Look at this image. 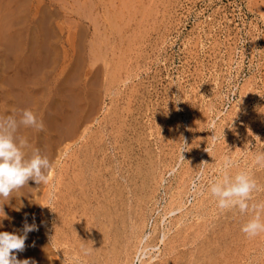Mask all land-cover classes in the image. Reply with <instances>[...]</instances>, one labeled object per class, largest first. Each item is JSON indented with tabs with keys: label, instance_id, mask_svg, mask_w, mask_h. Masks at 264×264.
<instances>
[{
	"label": "rangeland",
	"instance_id": "rangeland-1",
	"mask_svg": "<svg viewBox=\"0 0 264 264\" xmlns=\"http://www.w3.org/2000/svg\"><path fill=\"white\" fill-rule=\"evenodd\" d=\"M0 1L2 2V0ZM4 1L7 2L2 3L7 4L9 7L11 5L10 8L13 6L15 10L19 7L18 5L16 6V4L21 3L25 8L27 7V10L29 9L28 12L30 17L28 18L29 21H27L28 24L26 23V20L24 23L27 25L26 29H31L30 31L34 33L28 32L27 30L26 32L24 29L23 32L26 35L28 33L30 34L28 36L31 38H28L30 41L28 39L26 40V46L28 44L30 45H28V49L32 47L29 49H32V51H30L31 54L35 53L34 50H36L35 47L37 43L35 41L37 40V37L35 32L39 22L43 20L46 23L44 25V22L42 21L43 23L41 26L42 29L44 27L42 35L44 34L43 38H45L47 45L44 46L48 51L43 47V49H45L43 50L44 54L42 49L41 52L43 55H45V52H48L46 55L49 54V56L51 55L52 57L56 54V56L52 58L50 57V60L47 59L49 56L46 55L45 57L47 58H45V60L43 56V60L34 59L37 62L33 61V72H31L32 69L30 68L29 74L31 76L33 74L34 76L36 72L39 73L40 70H38L37 65L41 60L42 62L40 61L39 63H43V66L39 65V69L43 68L44 71L41 70L43 74L40 71L41 75L39 73V75L35 76L46 78L48 84L54 79L61 81L63 78H66V76L71 78V82H79L82 88L86 84L84 88H86L90 100L89 115L93 119L87 124V126L82 124L84 126L82 127L81 125L82 128H80V131L82 130V133L84 134L81 135L85 137H79L73 141L64 140L63 138V143L56 147L58 150L55 149L53 155V163L57 165L55 173H58L56 175L61 174V171L66 169V167H70L82 150V146L83 149L89 148L94 155L92 161L93 164H95V169L98 171L100 170L96 174L99 176V174L105 173L110 176L113 172L116 174L123 172V176L126 178L128 177L127 179L130 180L129 186L126 187L125 190H128L129 188L131 193H137L139 196L141 195V201H144L137 210H144L145 207H147V203L145 205V202H148V204L150 203V192H153V189L158 184L155 183L154 177L158 175L161 177V174H163L165 181L159 192V198L161 201L157 204V206H160L161 208L158 207V211L153 213V217H157L158 219L160 213L162 214L165 208L166 210L168 209L170 204L169 199L173 195L174 189L181 186V184L178 183L181 181L180 175L182 174V171L184 174L188 168H192L191 170L195 169L193 173L198 170L199 173H195L193 176L194 182L198 188H204L203 191H205V188L208 189L211 183L223 179L221 170L225 158L227 157L231 161L230 167L235 169L237 168L236 165H238L239 172L245 170L248 173V169H250L251 172L248 173L249 176L253 178L257 184L260 183L261 186L259 184L258 190L252 192L249 201L252 200L251 202L253 205H257L258 203V205H264V200L261 199L264 197V193H262L264 192V165L258 164L257 166V163L255 162V156L264 153V0H154V3L157 2L153 10L154 16H152L153 14L147 15L142 11V8H144V10L146 8L150 9V6L145 7L148 0L144 2L145 5L141 2H139L138 5L136 2L134 4V6L137 4L135 7H144H140L142 10L140 9L139 12L132 10L135 13L130 10L131 17L133 14L136 17H139V14L142 15L143 13V18L141 16V19L138 17L135 18L133 15L135 18L134 20L130 15L127 16L130 12H126L124 16L127 18V21H132V26H130L131 23L129 22L130 25L126 24V26H123L120 31L125 34L124 32H126V30L130 32L134 27L133 25L136 26L138 24L137 27L132 29V31L136 30V33L134 31L133 35H131V33H128L130 34L128 35L126 32L127 35H124L125 37L134 36L132 39L135 41L138 38L137 41L134 42L132 40V43H130L131 39L129 38L130 41L128 42V38H124L123 34H121V39L118 41L117 39L119 38L120 33H116L115 30L112 32L114 36L112 34L107 36L104 34L103 28L100 27L101 29H99L103 36L109 38V40L107 38L108 42H106V45H116L118 42L117 45L119 48L120 42L123 43L124 46L121 44L122 47H120V51L117 49L114 52L110 51V48L107 45L108 47H104L106 53L105 51H102L103 56L100 58L98 57V60H94V62L91 60L92 57H90V45L91 42H93L94 28L96 29V27L93 28V25L95 26V24L91 22V13H95V10L99 9L100 12L96 13L101 14L102 8L93 9L91 11L86 7L89 5V0H87L88 2L85 1L86 3L84 1L82 2V0H72L74 3L71 0H67L68 2L66 0H52V3L51 0H31L32 4L30 3V0H28L29 2H26L27 4H25L24 0H18L16 1L17 3L15 0ZM80 1L81 4H79ZM75 2L79 7V11H82L81 14L89 12L88 15L87 13L85 15L79 14L80 12L78 11V8H76L77 5ZM72 4L75 5H73L74 9ZM116 4L113 5L116 6ZM80 5L85 6V11L84 9H80ZM43 7L45 10H43ZM136 10H138V8H136ZM50 11L53 12V15ZM54 11H57L58 14ZM45 12L47 14H45ZM146 12L149 13V11ZM32 13L34 14L32 15ZM44 14L46 15V18L43 16ZM54 15L56 21H53ZM33 16L36 18H33ZM43 18H45V20ZM33 20L35 23L37 22V26H35L36 24ZM136 20H138L137 24ZM139 21L144 23L141 25V22ZM55 23L61 24V26H58ZM139 23L141 26H139ZM146 25L147 30L145 28ZM45 28L48 29L46 33ZM14 29L15 28H12V30ZM50 30L53 33H51ZM139 30H142L141 33L143 32V35L139 34L140 36L142 35V38L137 37L139 36ZM137 31L139 32L137 33ZM114 32L117 35L114 34ZM33 34L35 35L33 36ZM52 35L54 37H52ZM111 36L115 38H111ZM116 36L118 37L116 38ZM1 39L0 77H2V80L7 76L8 80L11 76L10 73L14 74V71H12L14 69L10 66L7 67L6 64L7 62L10 64L9 55L11 51H9V53L8 50H6L9 45L4 40L3 42H6L4 46L2 42L3 39ZM124 39L125 42L130 44L126 45L127 43L125 44ZM51 40L54 42L53 44H55L57 51L54 45L49 43ZM112 40L114 41L110 42ZM30 43L33 45L31 46ZM129 45L134 50H131ZM121 48L126 50L128 52L127 54L131 55V57L126 54V51L121 52ZM49 50L54 54L49 53ZM115 55L117 58H115ZM53 58H55L53 61L54 67L50 68L49 66L53 65L51 63ZM77 58L82 60L81 63L78 62L80 64L79 66L82 68L79 69L80 72L76 69V74L75 68L78 67V65H76V61H78ZM94 58L97 59V57ZM118 62L120 63L119 66ZM121 64H125V67ZM113 65L115 66L113 67ZM44 66L50 68L47 73ZM121 66L123 67V70H121ZM34 69H36V72ZM125 69L126 71L124 72ZM111 71L114 74H117L115 75L116 79ZM44 73L47 74L49 78L45 77ZM112 76L114 79H111ZM49 79L50 82H48ZM2 81H4L2 82V85L6 84L5 80ZM44 83L46 84V81ZM51 84L52 83L49 84L50 89L47 87L48 85H46V88H48L49 91L47 89V91L42 90L50 95L47 96L45 93V98H43L47 103L52 100L51 89H53V84ZM87 84L90 86L88 87ZM43 85L44 84H42V86ZM43 87L45 88V86ZM0 88H2L0 91L4 93V91L10 87H8L7 84L4 88L1 86ZM87 88H89L90 93H88ZM6 91L8 92V90ZM44 92H42V95H44ZM42 95L40 94V96ZM46 97H49V99ZM54 97H56V95ZM44 101H42V104ZM37 114H39L38 111ZM203 149L204 151L201 152ZM199 153L203 158H206L200 160L202 161L200 163H195L196 157L194 156ZM219 155L224 158L222 159ZM117 156H119V158ZM113 157L116 158L115 161ZM219 159L222 160L220 161ZM232 159L234 161H232ZM190 165H193V167ZM123 166L124 168H122ZM171 166H173L174 170ZM128 168L130 174L129 172H126ZM158 168L161 170L160 172L157 170ZM229 169L227 170V174L230 176V173L234 170H231V168V171L229 172ZM135 170L138 173L135 172ZM133 173L135 176L132 175ZM48 174L49 172L47 175ZM130 175H132V177L134 176L136 179H133L134 177L132 178ZM57 178L58 176H56L55 179ZM52 179L53 178H50L48 175V183L46 185L42 184L37 186L38 198H42L41 196H43V194L47 195L51 188V182H53L52 187L54 186L55 179L53 181ZM258 180L260 181L258 182ZM169 181L170 184H168ZM167 184L169 186L171 185L173 190L166 193L165 198L161 199L164 195V190H167ZM149 185H154L152 186L154 188H149ZM186 185L188 184H185V187ZM130 186H134V189ZM191 186L193 187V185ZM185 187L183 186V188ZM143 188H146L144 192ZM147 189L148 191H146ZM192 191L193 189L190 190L186 196H184L186 191L182 192L185 199L184 201L186 202V200H188L185 207H190L196 202L197 195L193 196ZM175 192L177 191L175 190ZM126 195H129L130 197V193ZM52 196L53 195H51V197ZM255 199L258 202H256ZM43 200H45V198L41 200L42 202H39L38 204L36 203L37 209L40 210L39 212L37 211L38 214L37 212L35 213L38 216H41L43 213V206H46L42 205ZM190 202L192 203L190 204ZM151 204L152 202L149 204L152 207ZM252 204L250 206H252ZM165 205L168 206L166 207ZM50 206V204L47 205V207ZM150 206H148L149 210L151 209ZM259 208L257 207L256 209ZM147 209H145V211ZM260 209H263V212L261 210L260 214V211L256 210L252 214V217L259 213L261 221L264 222V208ZM143 210L141 212L138 211L139 213L137 214L138 216L140 215L141 218H143L144 215L142 213ZM159 210L161 212H159ZM251 210L253 211V208H251ZM229 211L230 209L221 210L218 208V210H215V217H212V219L210 216L206 215L209 217H206L207 222L209 221L207 228H209L208 231L206 230V235L204 236H207L209 233V236H218L219 229L221 234V230L225 225L223 222L226 220L229 221L230 219V217L226 215ZM248 212L243 213V218H245V220H243L244 222L236 223L234 226L235 228L233 227L234 229L225 225L226 228H230L229 231L235 236H232L234 243L230 240L229 242L237 249V251H235L237 252L235 256L240 260H237L236 264H264V233L249 238L241 231L242 226L252 218L247 214ZM255 212H257V214ZM217 213L219 214L217 215ZM240 214L242 213L240 212ZM174 216L175 219L173 218ZM176 216L178 218L179 214L167 217L168 221L173 225L178 221L176 220ZM39 218L41 219V217ZM220 218L224 221H221ZM52 221L53 220H51V222ZM217 222L224 225H220ZM153 224L155 226L157 225L156 220ZM218 224L223 227L219 228ZM38 225L37 229L41 230V225ZM170 226L172 227V225ZM150 227L151 224L149 225V229ZM216 228V235H214L212 232L216 230ZM176 231L177 229L175 232ZM175 232L173 230L172 234ZM231 234L229 235L231 236ZM29 237L27 236L25 241L31 243L30 247H35L34 244L39 245L41 242L40 237L42 238V236H38V238L37 236ZM28 250L29 249L25 248V254ZM21 252L15 253L16 258H20V260H28L31 254L29 257L28 255L22 256L20 254V257L19 253ZM247 254L249 255L247 256Z\"/></svg>",
	"mask_w": 264,
	"mask_h": 264
},
{
	"label": "bare ground",
	"instance_id": "bare-ground-1",
	"mask_svg": "<svg viewBox=\"0 0 264 264\" xmlns=\"http://www.w3.org/2000/svg\"><path fill=\"white\" fill-rule=\"evenodd\" d=\"M10 1H13V0H10ZM16 1H18V0H15V2ZM24 1H25V4H27L26 2H29L28 0L27 1L24 0ZM53 1H55V0H53ZM83 1L88 2L87 0H82V2ZM155 1H157V0H155ZM155 1L154 0H148V2H146V0H114V2H113V0H89V3H88L89 5H87L86 7H88L91 11L93 9L102 8L101 14H98L100 12L99 9L95 10L98 13H96V12L91 13V15H92L91 22H93V24H95V26L93 25V28L96 27V29L94 28L95 32H94V36H93V40H92L93 42H91V45H90V47H91L90 48V51H91L90 57H92V58L97 57V59L91 58V60H93V62H94V60H98V57L100 58L101 56H103L102 51H105V53H106V49H104V47L106 48L109 46L110 51L115 52L117 49L119 50L120 47H122L121 44L123 45V43L119 42L120 47L118 48V45H117L118 42H117L116 45L115 44H111V45L107 44L108 45L107 46L106 42H108L109 38L105 36L106 37V39H105V37L101 33L100 27L103 28L104 34L107 36L108 35L110 36L111 34L113 35L112 32L116 30V33L117 32L120 33L119 38L117 39L119 41V39H121V36H122L121 34H123L120 31L122 29V27L126 26V24L130 25L129 24L130 20L127 21V18H125V16H124L126 14V12H130V14H128L127 16L130 15V17H131V11L132 10L139 12V10L142 7H144V6L135 7L137 4L135 6H134V4L137 2L139 5V2H141V3H143V5H145L144 2H146L145 7L150 6V9L146 8L144 10V8H142L143 10L142 9L141 10L143 11V13H145L147 15L153 14L152 16H154L153 10H154L155 4L157 3V2L154 3ZM2 2H7V1L2 0ZM2 2L0 1V39L2 38L3 39V40L1 39L2 42L5 40L9 45V46H7L9 49L7 48L6 50H8V52L11 51V53L9 52L10 53L9 63L10 64H8L7 61H6L7 62L6 64H7V67L10 66L14 69V70H12V71H14L13 72L14 74L10 73L11 76L9 75L10 77L8 80H7V78H8L7 76L5 77V79L4 78L2 79V80H5V82H6V80H7V82H9V83L6 82V84H4V85H2L3 84L2 82H4V81H2L1 80L2 77H0V80H1L0 86L4 88L5 85L7 86V84H8V87H10L8 89L5 88L6 90H8V92L6 90H5L6 91L5 92L4 89H3L4 93L0 91V119H4L9 115H15L17 122H19V114L23 110L27 109V110H31L33 113H36L34 115L36 116L37 120L43 122V125H44L43 130L38 131L35 128L25 127L23 125H20L18 127V129L16 130V132L14 133V140L17 143H19V141L21 139H25L27 141L28 148L24 149V151L27 154H30L31 151L34 149H39L40 154L42 156L48 157V159L51 162V167L48 170L49 177L53 178L52 179V181H53L56 178V176H58V178L54 180V186L53 187H52L53 182H51V184H50L51 188H50V191L48 192L49 195L47 193L48 196L43 194V196L40 195L42 198H38L39 197L38 196V190H37L38 185L35 182L30 180V181H28V183L23 188H21L17 191H14L8 199H4V198L0 197V208H2V211L4 213V215H3V213L0 212V232H8V233L16 234V235H24L23 228H24L25 222H27L29 225L35 224V226H36L35 230L27 233L28 237L29 236H32V237L37 236V238H38V236H42V238L40 237L41 242L39 243V245L34 244L35 247H32V246L30 247L31 243L29 241H25V248H27L29 250L25 254V248H24V251L19 253V256L21 254L22 256L28 255V257H29V255L31 254L29 259H28L30 261V264H236V261L240 260V259L237 256H235V254H237V252H235V251H237V249H236V247H233V245H232V243H234V240L232 239V236H234V234L232 235L231 234L232 232H230L229 229L230 228L234 229L235 228L234 226L236 223H240L243 220H245V218H243L244 214L243 213L240 214L238 207L230 209V211L226 214V215H228V217H230L229 221L226 220L225 222H223V223H225L226 226H228V227L230 226V228L228 229V227L226 228V226L224 224L219 223L223 220V219L221 220V218H220L221 221L218 220L219 222H217V223H219L220 225H224V227L222 226L223 227L222 228L218 224L219 228H222L221 234H220V229H219V231H218L219 233L217 234L218 236H209L210 233L207 236H204V235H206L205 234L206 230L208 231V228H209V227L207 228V224L209 222V221L207 222V220H206L207 218H209L207 216H210L211 219H212V217H215L214 212L216 209L218 210V207L216 205V203H217L216 198L211 194L209 187H208V189L205 188V191H203L204 188L200 189V187L198 188L195 185L193 176L195 175V173H199L198 170L195 173H193L195 169L191 170L192 168L191 169L188 168L186 172L184 171L185 172L184 174L182 171V174L184 176L182 174H181L182 176L180 175L181 181H180V183H178V184H181V186L174 189L173 195L171 196V198L169 197L170 198L169 199L170 200L169 206L165 205L166 207L168 206V209L166 210V208H165V210H164L162 207L164 212H162V214L160 213V215H159L160 217L158 219H157V217L156 218L153 217V213L158 211V209H159L158 207H160V206H157V204L159 201H161L159 198V192L161 190V187L164 185V181H165L163 174H161V177L159 175L154 177L155 183L156 184L158 183L155 188L152 187L154 185H152V186L149 185V188L150 187H152V189L154 188L153 192H150V194H149V196H150L149 198L151 199V200L149 199L150 200L149 202L150 203L152 202V204H151L152 207L149 205L150 203L148 204V202H145V205L147 203V207H145V209H147L148 206H150V208H151L150 210L148 208L146 211H145V209L144 210L143 209L137 210V208H140V206L142 205V202L144 201V200L141 201V197H140L141 195L139 196V194L137 195V193H135V194L131 193L129 188H128V190H125V188L129 186L130 180L127 179L128 177L126 178L125 176H123V172L117 173V174L113 172L110 176H108V174L106 175L104 172L103 173L105 175L99 174V176H98L96 174L100 170L98 171L95 169V164H93V161H92V157H94V155L91 153L89 148L83 149V146H82V150L77 155L75 161L70 165V167L69 168L66 167V169L62 168L63 169L61 171L62 173L59 175H56L58 173V172L55 173V169H56L57 165L55 163H53V155H54L56 147L61 145V143H63L64 140L73 141L74 139L76 140L79 137H85V136L81 135L83 133H82V130L80 131V128L84 127L82 124L87 126V124H89V122L93 119L89 115V111H90V108H89L90 102L89 101L90 100H89L86 88H84V86H86V84L83 86V88H84L83 89L80 86L79 82H75V81L71 82V80H70L71 78L68 76H66V78H63V80H61V81H59L58 79H54L53 80L54 82L53 81L50 82V79H49L48 82L53 84V86H52L53 89H51L52 100H50L51 102L48 101V103H47V101L45 102L43 100V98H45L44 96H45V93L47 94V92H44V91L46 89L48 90V88L50 89V87H49L50 83L48 84L47 79L44 77L35 76V75H39L40 71L43 70V68L39 69V65L43 66L42 65L43 63L42 64L39 63L41 60L38 62V65L36 64L38 66L37 67L38 70H40L39 73L36 72V69H34L36 72L35 75L33 76V74H32V76H31L29 74L30 68L32 69L31 72H33V61H35L34 59H37V60L42 59L43 60V58H44V60H45V58H47V57H45V55L48 52H45V55H43L44 54L43 50L46 49L44 46V45H46V42H45L46 40H45V38H43L44 34L42 35L44 27L42 29L41 24L44 21L43 20L40 21L39 20L40 17H39V19L37 18L41 23L38 21L39 25H38L37 30L35 32L37 40L35 41V39L33 38V40L37 43V45L35 47L36 50H34L35 53L31 54L30 51H32V49L31 50H29V49L32 47H30L28 49V47L30 45L28 44L29 46L28 45L26 46V44H27L26 40L28 38H31L28 36L30 34L28 33L26 35L23 32L24 30L25 31L27 30L26 29V26H27L26 23H27V21H29L28 18L30 17L29 12H28L29 9L27 10V7L25 8V6H23V4L21 3L22 5L16 4V6L18 5L19 7L16 8V6H15V8H16V10H15L13 6H12V8H10L11 5L9 7V6H7V4H4ZM15 2H14V4H15ZM30 3L32 4L31 0H30ZM51 3H52V0H51ZM148 3H149V5H148ZM49 4H50V2H49ZM75 4H76V2H75ZM79 4H81V1ZM113 4H116V6ZM30 5H29V7H30ZM73 5L74 4H72V7H73ZM38 8H39V6H38ZM76 8H78V11H79L78 5ZM136 8H138V10H136ZM73 9H74V7H73ZM80 9H84V11H85V6L80 5ZM39 10H41V9H39ZM43 10H45V8ZM134 11H132V12H134ZM146 11H149V13ZM79 12H80L79 14H81L82 11H79ZM50 13L52 14L53 12L50 11ZM86 13H82L81 15H85ZM88 13H87V15H88ZM140 13H142V12H140ZM143 13H142V15L141 14H139V15L142 17ZM33 14L34 13H32V15ZM41 14H43V13H41ZM45 14H47V13L45 12ZM45 14L43 15L44 17L46 16ZM57 14H58V12H57ZM133 15H132V17H133ZM35 16H33V18ZM140 16L139 17L137 16V17L139 19H141ZM134 17L137 18L135 15H134ZM148 17H150V16H148ZM45 18H43V19L45 20ZM49 18H50V16H49ZM53 18H54L53 21H56L55 15ZM87 18H88V16H87ZM135 18H134V20H135ZM144 18H145V16H144ZM25 20H26V23H24ZM142 20L145 21L144 19H142ZM146 21H147V19H146ZM33 22L35 23L34 20H33ZM139 22H141V21H139ZM57 23H58V21H57ZM137 23H138V20H136V24ZM143 23L141 22V25ZM45 24L46 23L44 22V25ZM100 24H101V26H100ZM56 25L61 26V24H56ZM137 25L136 26L133 25V26L137 27ZM141 25L139 23V26H141ZM35 26H37V24ZM130 26H132V23ZM12 28H15V29L12 30ZM46 28H45V30H46L45 33L48 31V29H46ZM145 28L147 30V25ZM132 29L130 30V28H129L130 32H128L126 30L127 34L131 33V35H133L134 31L136 33V30L132 31ZM30 30L31 29H28L27 31L32 32ZM124 31H125V28H124ZM139 31H137V33ZM141 31L138 33V35L143 33V32L141 33ZM50 32H51V30H50ZM126 32H124L125 34H123V36L127 35ZM32 33H34V32H32ZM51 33H53V32H51ZM116 33L114 32V34H116ZM34 35L35 34H33V36ZM92 35H93V33H92ZM128 35H130V34H128ZM135 35H137V34H135ZM142 35L141 36L139 35L137 37L142 38ZM26 36H28V37H26ZM57 36H58V34H57ZM113 36H111V38H115ZM125 36H124V38H128L127 39L128 42L131 39L130 43H132V40H133L132 38H134V36L133 37H130V36L125 37ZM52 37H54V36L52 35ZM117 37L118 36H116V38ZM107 38H108V40H107ZM137 39L135 41L134 40L133 41L136 42ZM47 40H49V39H47ZM114 40H112L110 42H113ZM122 40H123V38H122ZM54 41H55V39H54ZM6 42L5 43L3 42L4 46H5ZM110 42H109V44H110ZM124 42H125V39H124ZM128 42H125V44L126 43H127L126 45L130 44ZM49 43L53 44L54 42H52V40H51ZM49 43H47V44H49ZM33 44H35V43H33ZM33 44H31V46ZM53 45L55 47V44H53ZM43 47L45 49H43ZM125 47H127V46H125ZM130 48H131V46H130ZM41 49H42L43 54L41 52ZM55 49H56V47H55ZM121 49H122L121 52L126 51L123 48H121ZM128 50H129V48H128ZM131 50H134V49L131 48ZM51 51H52V49H51ZM56 51H57V49H56ZM114 52H112V53H114ZM49 53L52 54L53 52H50V50H49ZM127 53L128 52L126 51V54ZM127 55L129 57H131V55H129V54H127ZM42 56H43V58H42ZM46 56H49V54H47ZM55 56H56V54L52 57H55ZM50 57H51V55L47 59L50 60L52 58V57L51 58ZM115 58H117V56ZM54 59L55 58L52 59V62H51L52 64L54 63L53 62ZM118 59H116V60H118ZM126 59H128V58H126ZM77 60L78 61H76V65H78V67H80V68L76 67L75 71L77 69L78 72H80L79 69H81L82 67L79 66L80 64L78 62L81 63L82 60H80L79 58H77ZM116 60H114V61H116ZM124 60H123V62H124ZM119 61H120V59H119ZM35 62H37V61H35ZM55 62H57V61H55ZM126 62H127V60H126ZM31 63H32V65H31ZM119 64L120 63L118 62V66H119ZM29 65H31L32 67ZM116 65H117V63H116ZM124 65L125 64H123L122 66H124ZM114 66L115 65H113V67ZM122 66H121V68H122L121 70H123ZM49 67L53 68L54 64L52 66H49ZM49 67L48 68L45 67L46 73H47V71H49V69H50ZM125 71H126V69L124 70V72ZM41 73H42V71H41ZM41 73H40V75H41ZM76 74H77V71H76ZM113 75L115 78L116 77L115 75H117V74L113 73ZM44 76L49 78L48 75L45 73H44ZM67 77L69 78V80ZM72 78H73V76H72ZM114 78H113V76L111 77V79H114ZM78 79H79V77H78ZM111 79H110V81H111ZM73 80H75V79H73ZM45 81H46V84L44 83ZM76 81H78V80H76ZM42 84H44L43 86H45V88L42 86ZM46 85H48L47 86L48 88H46ZM87 86L89 87L90 85L87 84ZM0 89L2 90V88H0ZM87 89H88V93H90L89 88H87ZM42 90H44V91H42ZM42 92H44V95H42ZM40 94L42 96H40ZM48 95H49V93L47 94V96ZM55 95H56V97H54ZM46 98L49 99V97H46ZM45 100H47V99H45ZM42 101H44L43 104H42ZM36 110L39 112V114H37ZM81 125H82V127H81ZM63 138H64V140H63ZM85 147H87V146H85ZM56 150H58V149H56ZM203 151H204V149L201 152H203ZM117 157L119 158V156H117ZM194 157H196L195 163H200V162H202L200 160H204V158H206V157L203 158V156L200 153L195 155ZM219 157H221V155H219ZM221 158L223 159L224 157H221ZM115 159L116 158H114V161H115ZM178 159H180V158H178ZM210 159H211V157H210ZM108 161H109V159H108ZM232 161H234V160L232 159ZM153 163H154V161H153ZM168 163H169V161H168ZM193 163H191V164H193ZM116 166H118V165H116ZM152 166H153V164H152ZM166 166H167V163H166ZM190 166L193 167V165H190ZM199 166H200V164H199ZM236 166H237V168H235V169L233 167H230V169L232 168L231 170H234L232 173H230L231 177H234L235 174H237L240 171L238 169L239 168L238 165H236ZM257 166H258V164H257ZM171 167L174 170L173 166H171ZM110 168L112 169L111 166H110ZM122 168H124V166ZM159 168H160V166H159ZM159 168L157 170H159V172H160L161 170ZM116 169H117V167H116ZM125 169H126V167H125ZM230 169H229V172L231 171ZM248 170H249V172H251L250 169H248ZM152 171H154V170H152ZM126 172L127 173L129 172V168ZM135 172H137V171L135 170ZM140 172H141V170H140ZM155 172H156V170H155ZM245 172L247 173V171H245ZM227 173H228V171H227ZM129 174H130V172H129ZM221 174L223 175V173H221ZM221 174H220V176H221ZM132 175H134V173ZM132 175H130V176L132 177ZM154 175H155V173H154ZM137 176H138V174H137ZM133 179H136V178L134 177ZM260 180H258V182ZM168 184H170V181ZM185 184H188V185H186V187H185ZM259 184H257V185H259ZM134 185H136V184H134ZM146 185H147V183H146ZM182 185L185 188H183ZM191 185H193V187ZM260 186H261V184H260ZM133 187L134 186H132L131 188L134 189ZM142 187H144V186H142ZM174 187H176V186H174ZM52 188H53V190H52ZM145 189L143 188V192ZM183 189H185V190H183ZM192 189H193V191H192L193 196L197 195L196 202H194L190 207H185V204L188 200H186V202H185L184 196H186L190 192V190H192ZM172 190L173 189L171 188V185L170 186L168 185L167 190L166 189L164 190V195L162 193L163 196L161 199H164L165 194L169 193ZM175 190L177 192H175ZM146 191H148V189ZM182 192H185L184 196H183ZM129 193H130V197H129V195H126ZM262 193H264V192H262ZM51 195H53V196L51 197ZM43 198H45V200H43L42 205H46V206H43V213L41 212L42 213L41 216H38L35 214L37 211L38 212L40 211L37 209V204L39 202H42L41 200ZM187 199H189V198H187ZM261 199L264 200V197H262ZM262 200H260V201H262ZM167 201H168V199H167ZM251 201H249V212L247 211L248 212L247 214L252 217V214L256 210L257 211L259 210L260 214H261V210L263 212V209H260L259 207H258L259 209L255 208V209H253V211L251 210V208H252V206H250L252 204ZM255 201L258 202L256 199H255ZM256 202H254V203H256ZM191 203L192 202H190V204ZM49 204L53 207H51V206L47 207V205H49ZM260 204H261V202H260ZM40 206H41V204H40ZM143 207H144V205H143ZM41 209H42V207H41ZM142 210H143L142 213L144 214L143 218H141L140 215H139L140 217L137 215ZM38 212H37V214H38ZM159 212H161V211L159 210ZM255 213L257 214V212H255ZM174 214H179V216H178V218L176 216V218H177L176 220H178V221H176V223L173 225L170 221H168L167 217L170 215L172 216ZM218 214L219 213H217V215ZM39 215H40V213H39ZM58 215H60V216H58ZM39 217H41V219ZM77 217H79L80 219ZM173 218L175 219V216ZM217 218H218V216H217ZM38 219H40V220H38ZM77 219H79V220H77ZM224 219H226V218H224ZM51 220H53V221L51 222ZM155 220H156V224H157L156 226L153 224V222L155 223ZM169 220H171V219H169ZM38 224L41 225L40 226L41 230L37 229ZM150 224H151V227L149 229ZM53 225H55V226H53ZM152 225H154V226H152ZM168 225L169 226L172 225V227L171 226L169 227ZM215 227H216V225H215ZM176 229H177V231L175 232ZM171 230L172 231L174 230L175 233L172 234ZM216 231H217V228L212 233L214 235H216ZM229 234H231V236ZM229 240L232 242L231 244H230ZM31 242H32V240H31ZM35 243H37V242H35ZM263 245H264V243H263ZM248 255L249 254H247V256ZM17 259L20 260V258H17ZM25 259H27V258H25Z\"/></svg>",
	"mask_w": 264,
	"mask_h": 264
},
{
	"label": "clouds",
	"instance_id": "clouds-1",
	"mask_svg": "<svg viewBox=\"0 0 264 264\" xmlns=\"http://www.w3.org/2000/svg\"><path fill=\"white\" fill-rule=\"evenodd\" d=\"M20 125L35 128L42 131L43 122L37 120L31 110H23L19 114V122L15 115H9L0 119V197L8 199L14 191L23 188L28 181L37 185L47 184V172L51 162L46 156L40 154L39 149H34L27 154L24 149L28 148L25 139L19 143L14 140V133ZM255 162L264 165V153L255 156ZM231 161L226 157L222 168L223 179L210 184V192L216 198L217 206L221 210L239 208L241 213L249 210L248 201L258 185L248 173L241 171L230 177L227 169ZM199 178V177H198ZM264 208V205H252V208ZM0 212L3 213L2 208ZM4 215V213H3ZM36 229L35 224H24V235H16L8 232H0V264H30L29 260H17L15 253L25 248L27 233ZM241 231L249 238L264 233V222L257 214L248 220Z\"/></svg>",
	"mask_w": 264,
	"mask_h": 264
}]
</instances>
